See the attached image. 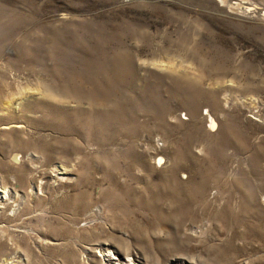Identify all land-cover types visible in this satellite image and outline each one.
<instances>
[{
	"label": "rangeland",
	"instance_id": "rangeland-1",
	"mask_svg": "<svg viewBox=\"0 0 264 264\" xmlns=\"http://www.w3.org/2000/svg\"><path fill=\"white\" fill-rule=\"evenodd\" d=\"M0 105V264H264V0H0Z\"/></svg>",
	"mask_w": 264,
	"mask_h": 264
},
{
	"label": "bare ground",
	"instance_id": "bare-ground-1",
	"mask_svg": "<svg viewBox=\"0 0 264 264\" xmlns=\"http://www.w3.org/2000/svg\"><path fill=\"white\" fill-rule=\"evenodd\" d=\"M94 75V74H93ZM104 80V79H103ZM90 81V80H89ZM104 82H105V80H104ZM105 84V83H104ZM97 90V89H96ZM77 91V90H76ZM92 93V92H91ZM76 95V94H75ZM84 96V95H83ZM82 96V97H83ZM88 97V96H87ZM92 97H93V95H92ZM76 98V97H75ZM84 98V97H83ZM77 101L78 102H80V100L79 99H77ZM7 106H8V104H7ZM5 109H7V110H9V109H11L10 107H6L5 105H0V111L1 110H5ZM82 117V116H81ZM81 117H79L78 118V120H77V126L76 127H79V126H82L81 124H82V122H84V120L81 118ZM102 121H104L106 124H112L113 122H114V119H111V118H99V123H103ZM81 123V124H80ZM14 159H15V161L17 162L18 161V159H19V153H16L15 155H14ZM160 164H161V161H160ZM0 194H3L4 196L7 194V189H5V190H2L1 188H0ZM0 199H4V197L3 196H1L0 197ZM7 200V199H6ZM81 230V229H80ZM79 230V231H80ZM67 231H69V229L67 230ZM75 231V230H74ZM77 231H78V229H77ZM74 235V234H73ZM68 246V245H67ZM73 254H74V258L75 257H77L78 256V254H77V252H74L73 251ZM105 257H107L106 255H104ZM66 259V258H65ZM68 259V258H67ZM87 260L86 261H83V263H81V264H87ZM89 263V262H88ZM64 264V263H63Z\"/></svg>",
	"mask_w": 264,
	"mask_h": 264
}]
</instances>
